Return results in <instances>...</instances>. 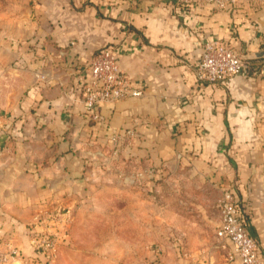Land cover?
<instances>
[{"label":"crops","instance_id":"0c3cea01","mask_svg":"<svg viewBox=\"0 0 264 264\" xmlns=\"http://www.w3.org/2000/svg\"><path fill=\"white\" fill-rule=\"evenodd\" d=\"M31 23L11 65L15 85L5 108L12 116L0 117L1 123L12 119L14 134H0L7 184H18L17 158L25 157L27 169L28 158L43 161L52 153L44 146L55 141L62 150L87 142L100 148L114 138H127L136 149L167 144L165 153L203 166L222 192L233 189L264 261V57L247 58L239 73L215 82L199 80L195 67L212 40L245 55L264 51V3L220 10L183 0H47L41 19ZM106 48L141 94L88 107L82 100L88 63ZM36 138L42 142L30 146ZM26 188L16 197L6 190L0 201L14 208L50 195ZM19 211L0 215V230L7 218L20 224L36 218L27 208ZM232 264L241 263L236 257Z\"/></svg>","mask_w":264,"mask_h":264},{"label":"rangeland","instance_id":"374dc122","mask_svg":"<svg viewBox=\"0 0 264 264\" xmlns=\"http://www.w3.org/2000/svg\"><path fill=\"white\" fill-rule=\"evenodd\" d=\"M46 6L47 0H0V117L11 115L5 103L15 85L11 65L17 61L16 49ZM9 122H0V134L12 139ZM29 141L37 146L42 139ZM133 143L124 138L100 148L87 142L83 149L72 145L62 150L55 141L44 146L52 149L50 156L38 161L32 154L27 169L21 167L24 156L16 159L20 167L12 174L17 185H8L1 171V197L6 190L16 197L26 187L50 195L23 201L22 207L14 202V208L0 201L3 217L20 214L19 208L36 216L28 224L8 218L2 223L0 264L234 263L228 257L232 245L216 233L222 191L207 170L165 153L167 144L136 149ZM48 164L51 171L45 169ZM43 178L45 184L38 186Z\"/></svg>","mask_w":264,"mask_h":264},{"label":"built area","instance_id":"2783aa9c","mask_svg":"<svg viewBox=\"0 0 264 264\" xmlns=\"http://www.w3.org/2000/svg\"><path fill=\"white\" fill-rule=\"evenodd\" d=\"M186 3L200 2L220 10L237 8L248 3L258 5L259 0H183ZM246 64L242 53L225 40L205 43L195 64L199 80L215 82L239 73ZM91 79L83 86L82 100L88 107L114 101L123 97L138 96L141 91L133 86L131 77L124 73L116 61L113 49L97 52L89 61ZM114 140H119L114 138ZM221 220L217 235L232 245L230 260L238 258L241 264H264L259 255L254 237L240 217L235 193L225 188L220 199Z\"/></svg>","mask_w":264,"mask_h":264},{"label":"water","instance_id":"95a60500","mask_svg":"<svg viewBox=\"0 0 264 264\" xmlns=\"http://www.w3.org/2000/svg\"><path fill=\"white\" fill-rule=\"evenodd\" d=\"M242 57L246 60L247 58H259V57H264V51L262 52H256L255 54H251V55H245L244 53H242Z\"/></svg>","mask_w":264,"mask_h":264}]
</instances>
